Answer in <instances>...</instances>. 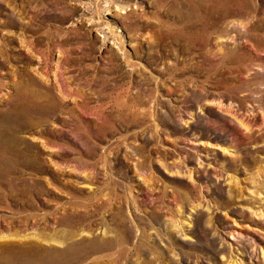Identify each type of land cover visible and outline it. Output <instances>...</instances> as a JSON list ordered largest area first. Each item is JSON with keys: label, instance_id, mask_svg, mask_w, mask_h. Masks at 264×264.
<instances>
[{"label": "rangeland", "instance_id": "1", "mask_svg": "<svg viewBox=\"0 0 264 264\" xmlns=\"http://www.w3.org/2000/svg\"><path fill=\"white\" fill-rule=\"evenodd\" d=\"M220 2L0 0V259L264 264V0Z\"/></svg>", "mask_w": 264, "mask_h": 264}, {"label": "bare ground", "instance_id": "2", "mask_svg": "<svg viewBox=\"0 0 264 264\" xmlns=\"http://www.w3.org/2000/svg\"><path fill=\"white\" fill-rule=\"evenodd\" d=\"M229 3H233L236 5V7H238L237 0H222V2L219 3L220 5H222L220 8L224 9L225 7H228L227 4ZM101 235H104L105 238L101 239L99 237H93L92 239H89L87 241L85 240V241L75 242L72 241L73 235L70 233L69 242L66 243L64 242L61 249L51 246L44 247L37 244L28 245V246L20 245L16 249L10 246L5 247L7 252L5 256L3 257L1 256L2 258L0 259V262L2 264H72L74 262L81 261L84 258L85 253L87 252H94L112 246L113 240L107 239L106 236L108 235V231L106 229H101Z\"/></svg>", "mask_w": 264, "mask_h": 264}]
</instances>
